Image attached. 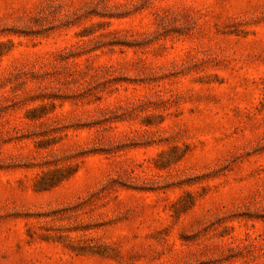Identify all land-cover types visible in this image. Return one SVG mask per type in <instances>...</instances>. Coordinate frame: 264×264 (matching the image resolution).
<instances>
[{
    "label": "rangeland",
    "instance_id": "374dc122",
    "mask_svg": "<svg viewBox=\"0 0 264 264\" xmlns=\"http://www.w3.org/2000/svg\"><path fill=\"white\" fill-rule=\"evenodd\" d=\"M0 264H264V0H0Z\"/></svg>",
    "mask_w": 264,
    "mask_h": 264
},
{
    "label": "trees",
    "instance_id": "16d2710c",
    "mask_svg": "<svg viewBox=\"0 0 264 264\" xmlns=\"http://www.w3.org/2000/svg\"><path fill=\"white\" fill-rule=\"evenodd\" d=\"M67 175H63L62 173L60 174V176L56 177V179L53 181H51V183H49L47 186H52L54 184H56L57 182H59L60 180H63Z\"/></svg>",
    "mask_w": 264,
    "mask_h": 264
}]
</instances>
